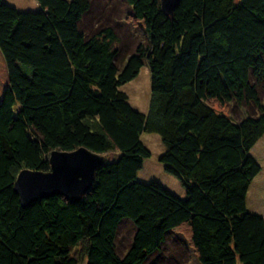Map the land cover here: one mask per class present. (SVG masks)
I'll return each instance as SVG.
<instances>
[{
  "label": "trees",
  "instance_id": "obj_1",
  "mask_svg": "<svg viewBox=\"0 0 264 264\" xmlns=\"http://www.w3.org/2000/svg\"><path fill=\"white\" fill-rule=\"evenodd\" d=\"M35 1L0 0V264H264V217L247 207L264 135V0H178L170 14L160 0H124L146 39L132 50L94 0ZM144 64L146 113L120 90ZM230 104L243 115L220 109ZM143 131L160 136L180 196L137 180L151 156ZM79 147L106 157L82 198L23 206L18 173L47 172L53 150Z\"/></svg>",
  "mask_w": 264,
  "mask_h": 264
},
{
  "label": "rangeland",
  "instance_id": "obj_2",
  "mask_svg": "<svg viewBox=\"0 0 264 264\" xmlns=\"http://www.w3.org/2000/svg\"><path fill=\"white\" fill-rule=\"evenodd\" d=\"M5 2L20 10H35L38 7V4L35 0H5ZM93 7L96 12L100 11L95 14H102L103 12L105 15H112L119 20L121 37H124L125 41L123 44H127L131 50L138 41H142L143 43L146 42L142 27L139 24L133 25L130 21L127 20V22L124 19L125 13H127L129 10L124 0H94ZM89 20L93 26L97 25L99 21L97 17L96 19L90 17ZM130 48L124 50V55H127L129 52H131V50H129ZM0 71L4 76L2 80L0 79L1 95L2 89L7 84V72L1 55ZM150 89L151 78L150 70L147 64H144L140 68L139 73L135 78L120 87V90L127 95L129 104L134 109L142 113H146L148 110ZM220 109H222L224 113L232 114L236 118L242 116L244 113L243 107L236 106L234 104H230L227 107ZM140 140L151 151V156L145 160L143 167L137 173V180L141 182L157 181L172 193L180 196L182 194L181 183L175 176L167 173L158 160L159 156L164 151V145L160 136L156 133L143 131L140 135ZM251 153L260 164L261 170L257 174L255 181L251 186L247 198V207L250 211L258 213L264 217V135L256 142L251 150ZM133 232V226L128 221L124 222L119 228L116 244L120 252H123L129 245L131 237L133 236ZM172 246L173 245H171L170 248L173 249ZM158 264L169 263L167 261L160 263L159 260ZM183 264H196L194 256L189 257L186 261H184Z\"/></svg>",
  "mask_w": 264,
  "mask_h": 264
},
{
  "label": "water",
  "instance_id": "obj_3",
  "mask_svg": "<svg viewBox=\"0 0 264 264\" xmlns=\"http://www.w3.org/2000/svg\"><path fill=\"white\" fill-rule=\"evenodd\" d=\"M178 0H160L161 9L172 13ZM106 161L104 155L85 147L73 151L53 150L47 172L23 169L15 178L13 190L23 206L38 199L61 194L71 202L79 201L91 187L95 171Z\"/></svg>",
  "mask_w": 264,
  "mask_h": 264
},
{
  "label": "crops",
  "instance_id": "obj_4",
  "mask_svg": "<svg viewBox=\"0 0 264 264\" xmlns=\"http://www.w3.org/2000/svg\"><path fill=\"white\" fill-rule=\"evenodd\" d=\"M4 77V76H3ZM144 162H145V160H144ZM144 162H143V164H144ZM257 176V175H256ZM256 176L254 177V179H253V181H252V183H251V185H250V187H249V189H248V193H247V198H248V194H249V192H250V189H251V186L253 185V183H254V181H255V178H256ZM253 189V188H252ZM183 190H182V194H183Z\"/></svg>",
  "mask_w": 264,
  "mask_h": 264
},
{
  "label": "clouds",
  "instance_id": "obj_5",
  "mask_svg": "<svg viewBox=\"0 0 264 264\" xmlns=\"http://www.w3.org/2000/svg\"><path fill=\"white\" fill-rule=\"evenodd\" d=\"M3 90V89H2ZM0 97H1V95H0Z\"/></svg>",
  "mask_w": 264,
  "mask_h": 264
}]
</instances>
